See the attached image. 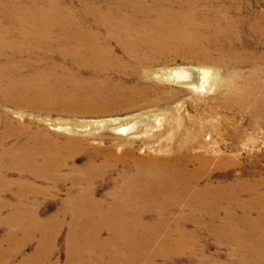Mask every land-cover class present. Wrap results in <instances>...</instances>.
Here are the masks:
<instances>
[{
    "label": "bare ground",
    "instance_id": "6f19581e",
    "mask_svg": "<svg viewBox=\"0 0 264 264\" xmlns=\"http://www.w3.org/2000/svg\"><path fill=\"white\" fill-rule=\"evenodd\" d=\"M23 1L29 0H10L14 7L9 11V1L0 0L5 17L0 20V106L13 103L26 110H59L60 99L70 93L69 83L73 93L84 85L80 71L89 72L92 83L109 93L125 91L111 75L128 72L206 91L214 85L209 68L213 66L224 70L215 86L214 105L249 112L252 128L260 123L255 116L264 113V11L258 5L264 0H131L135 6L125 10L113 7L121 0H77L69 6L43 0V6L57 9L54 13L45 7L18 10L16 3L24 7ZM177 57L203 67L152 69ZM117 61L124 62L123 67ZM242 64L249 69H234ZM172 118L167 119L171 126L164 124L166 119H155L163 127L156 133H150L151 119L139 116L95 121L119 136L117 153L95 146L76 165L75 149L84 143L65 138L63 145L55 144L46 131L42 138L19 146L22 153H12L11 140L6 139L10 130L25 136L28 126L0 117V167L14 165L31 172L22 176L23 183L31 185L25 196L47 195L56 186L59 191L56 173L61 170L89 171L79 178L61 179L82 188H69L62 207L52 216L40 218L32 202L5 217L20 236L11 254L35 243L19 264H170L173 255L184 251L191 255L188 264H264V162L260 171L251 165L259 159L249 160L253 172L237 177L249 169L245 163L213 148L210 134L204 135L206 142L200 140L194 117L187 120L193 128ZM163 131L170 141L159 142L157 136ZM230 131L225 132L234 141L241 140V130ZM130 136H147L139 144L148 146L141 155L124 147L133 143ZM14 155L19 159L12 160ZM121 165L127 171L110 178L111 170ZM236 165L239 175L215 177V172ZM101 179L109 190L97 196L95 184ZM42 182L47 186L37 185ZM81 202L85 208H78ZM180 218L185 221L181 226ZM255 228L259 231L248 234ZM202 231L218 246L229 248L226 258L203 256L207 242L201 239ZM58 244L64 252L62 261L52 257ZM5 261L1 256L0 264Z\"/></svg>",
    "mask_w": 264,
    "mask_h": 264
},
{
    "label": "rangeland",
    "instance_id": "374dc122",
    "mask_svg": "<svg viewBox=\"0 0 264 264\" xmlns=\"http://www.w3.org/2000/svg\"><path fill=\"white\" fill-rule=\"evenodd\" d=\"M8 1L9 3L7 5V9L10 11V8L14 6L10 4V0ZM59 1L65 6L77 4V0ZM121 1L123 2L113 7H117L119 10H125L135 6L130 2L131 0ZM22 3L24 7L16 3V7L18 8V10L19 7L27 10H41L44 7L51 8L53 13L55 12L54 10H57L53 9L52 6L49 5L43 6L45 4L43 0H29L23 1ZM260 5H262L263 8H261ZM260 5H258V8L264 11V2ZM67 9L71 11H81V9L77 8L73 9L67 7ZM3 18L5 17L0 12V20H3ZM112 46H114V44H112ZM115 51L116 55H121V52L118 49L115 48ZM11 55L8 57H13L12 53ZM117 64L123 67L124 62L117 61ZM176 66H191L194 68L203 67L200 64L191 61L189 58L177 57L159 62L158 64L154 65L152 69L169 70ZM209 68L212 69H210L212 73L214 72L212 76L214 85L211 90L192 91L191 87L171 83L159 78L157 79L156 76L137 77L133 76L131 72H128L127 76H124V74H116L112 77L111 75V78L119 81L120 87L125 90L120 94H118V92L109 93L107 91H102L101 88L92 83V81H94V78L89 77V72L80 71L78 74L81 76V80L84 82V85L80 88L79 92L73 93L71 91L73 85L69 83L70 86L68 85L66 89H69L70 93L64 94L63 98L60 99L59 108L61 109L59 110H26L21 106L14 105L13 103H8L0 106V117L2 119H8L12 122L13 125H21L22 127L28 126L25 136H19L17 133L10 130L9 136L6 138H9V140H11L9 144L11 145L9 151H11L12 153H22V151L20 150L23 149L19 148V146L26 145L32 139L42 138L43 132L46 131V133L51 138H54L56 140L55 144L59 142V144L63 145L65 138H71L75 141H82L85 146L76 147L75 149L76 157L74 163L76 165H80L84 162V158L87 156V154L95 146L109 148L110 150H112L111 152H113V154L117 153L116 148L119 145L116 144V142L118 141L117 137L119 136L113 135L110 130H108L104 126H101L100 124H96L95 121L113 120L117 118L125 120L139 116L140 119H151L150 125H152L153 128L150 133H156L162 131L163 127L156 125L157 123L155 119H166V123L164 124L171 126L174 124L170 123V120L167 119H171L174 116L176 117L174 119L181 120V126H188L189 128H193V124H188L187 120L189 119V117H194V119L197 121V124H195L197 127L195 129L199 131L198 136H200V140L203 139V141H205L204 135L207 133L210 134L212 138L209 144L213 148L217 147L221 153L234 155L235 159H238L239 161L245 163V165H247L249 168L246 171V174H243L241 176H237L240 174V168L238 165L231 166L226 169H221L215 172L216 178L229 179L234 175H236L237 177L248 176L253 172L254 169L262 171L261 163L264 162V113H258L255 116V119H258L260 123L252 128L251 121L253 117H251L249 112L241 114L237 112L236 109L230 111L214 105L213 97L217 92V88L215 86L221 82V76L224 73V70L222 69V71L220 72L213 66H209ZM234 69H241L246 71L247 69H249V65L242 64L235 67ZM232 71H230V74L232 73ZM27 72H31L30 68L27 69ZM138 87H141V89H137ZM18 112L22 113L23 116L17 118L15 114ZM19 119H24L25 122L28 120L29 121L28 123H22ZM230 129L231 131L232 129L241 130L240 132L243 133L241 140L234 141L232 137L225 132H228V130ZM91 132L92 134H90ZM131 136L129 138V141L133 143H127L124 147L126 148V150L133 148L137 151L138 155H141L142 153L140 151L147 148L148 146L145 147L139 144L141 142V139L147 136L134 138ZM159 136V142L170 141L168 139L169 134H164V131L157 137ZM56 137L58 138V140ZM13 138H15L14 147H12ZM157 145L153 146V148L157 147ZM235 145L236 148L233 149ZM65 150L70 151V147H64V151ZM19 157L20 156L15 157L14 155V158L12 160H18ZM253 158H258L259 161L257 159H254L252 161L253 164H251L252 168L254 169L250 170L251 166H249V160ZM12 166L13 168L0 167V257L4 256L7 258V261L3 262L2 264H19L20 262L18 261H21L26 255L32 253L35 246L34 242H29L27 245H25L21 253L14 255L11 254L10 252L12 251V249H17V246L14 245V242L16 240L19 241L20 236L16 230L15 225L13 223H8L5 217L15 212V210H19V208H25L26 203L28 205L36 203L35 210L40 218L44 219L52 216L62 207L69 188H74L76 186H78L79 189L82 188L79 186V184L76 183H71L70 185H68L70 181L64 182L61 179H74L75 177L79 178L82 177L83 174L85 175L89 172L85 171L83 173V171L69 169L61 170L56 173V176L60 178V181L58 182V185H60L59 191L58 186H56L53 189V192H51L50 194L31 197L30 195H24L27 187L31 185H25L22 181V176H27L28 174H31V172L20 170L14 165ZM127 169L128 168L123 165L112 169L110 178H114L117 175V172L120 173L122 171H127ZM255 174L256 177H258L259 174ZM224 175H226V177H223ZM37 185H39V187L47 186L43 182ZM95 186L97 196H102V194L109 190V185L107 184L105 179H101L97 184H95ZM21 193L23 194V197H20L21 195L19 196V194ZM77 204L78 208H85V203L81 202ZM174 217L171 218L175 221L176 218ZM250 217L256 218V215ZM151 219H155L156 221L160 218L154 217ZM180 219L181 220H179V223L181 226L185 221L182 218ZM149 220L150 219H147L145 221ZM63 229L62 232L65 230ZM258 231L259 230H257L256 228L252 230L249 229L248 234H254ZM200 234L202 235L201 239L206 240L207 242V245L203 252V256L205 258H226V252L230 251L229 248L225 246H218L214 242V240L211 237L207 236V234L203 231ZM59 247L60 245L58 244L57 249L54 251V255L52 257L62 261L64 252L63 249ZM197 254L198 253L193 254V258ZM190 259L191 255H189L187 251H184L173 255L170 264H188L190 262Z\"/></svg>",
    "mask_w": 264,
    "mask_h": 264
}]
</instances>
